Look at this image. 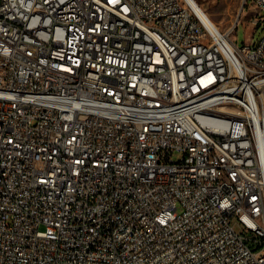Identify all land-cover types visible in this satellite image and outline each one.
I'll return each instance as SVG.
<instances>
[{
    "label": "built area",
    "instance_id": "obj_1",
    "mask_svg": "<svg viewBox=\"0 0 264 264\" xmlns=\"http://www.w3.org/2000/svg\"><path fill=\"white\" fill-rule=\"evenodd\" d=\"M246 7L220 32L191 0H0V264H264Z\"/></svg>",
    "mask_w": 264,
    "mask_h": 264
},
{
    "label": "rangeland",
    "instance_id": "obj_2",
    "mask_svg": "<svg viewBox=\"0 0 264 264\" xmlns=\"http://www.w3.org/2000/svg\"><path fill=\"white\" fill-rule=\"evenodd\" d=\"M198 2L220 30L225 31L233 23L241 0H198ZM253 14V10L246 7V11L241 15V23L233 34L240 45H243L244 42H250L251 39L253 42H257L264 34V21L259 28L254 30V25L251 22ZM261 14L264 15V10ZM253 32L254 37L252 38Z\"/></svg>",
    "mask_w": 264,
    "mask_h": 264
},
{
    "label": "bare ground",
    "instance_id": "obj_3",
    "mask_svg": "<svg viewBox=\"0 0 264 264\" xmlns=\"http://www.w3.org/2000/svg\"><path fill=\"white\" fill-rule=\"evenodd\" d=\"M191 1L194 4V6L200 11V13L204 17V19L208 23V25L211 26L213 29L222 32L220 30V28L211 20L210 16L206 12V10H204V8L200 5L198 0H191ZM252 233L261 234V226H252Z\"/></svg>",
    "mask_w": 264,
    "mask_h": 264
}]
</instances>
